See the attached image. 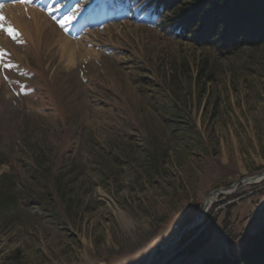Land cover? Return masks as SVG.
<instances>
[{
	"label": "rangeland",
	"instance_id": "1",
	"mask_svg": "<svg viewBox=\"0 0 264 264\" xmlns=\"http://www.w3.org/2000/svg\"><path fill=\"white\" fill-rule=\"evenodd\" d=\"M97 4L0 0V264H145L264 172V49L222 56ZM211 200L210 243L151 264L236 257L264 226V182Z\"/></svg>",
	"mask_w": 264,
	"mask_h": 264
},
{
	"label": "trees",
	"instance_id": "2",
	"mask_svg": "<svg viewBox=\"0 0 264 264\" xmlns=\"http://www.w3.org/2000/svg\"><path fill=\"white\" fill-rule=\"evenodd\" d=\"M131 11L141 22L159 25L176 39L210 47L222 56L245 47L264 49V0H99L96 6L97 13L113 17L129 16ZM0 201L3 206L9 203L8 198ZM215 226L212 220L186 233L182 253L197 255L210 243ZM243 239L245 245L236 257L224 254L199 264H264V226Z\"/></svg>",
	"mask_w": 264,
	"mask_h": 264
},
{
	"label": "water",
	"instance_id": "3",
	"mask_svg": "<svg viewBox=\"0 0 264 264\" xmlns=\"http://www.w3.org/2000/svg\"><path fill=\"white\" fill-rule=\"evenodd\" d=\"M258 179H261L260 182H257ZM264 182V172L261 173L258 176L252 177V178H245L243 180H239L237 181L234 185H232L229 188H224V189H219V190H215L214 192H212L204 201V203L202 204V206H199L198 208L201 207V211L199 213V215L197 216L196 219H194L193 221L189 222L188 224H186L183 229L178 233V235L175 237V239L168 245L165 247H160V248H156L153 249L145 264H151L154 257L161 253V252H169L174 250V248L177 246V244L181 241V239L183 238V236L190 230H192L194 227L198 226L199 224H201L206 216V213H208V209H207V200L213 196L214 194H218L222 197H229L231 195H233L234 193H236L238 190L242 189L244 186L246 185H250L251 183L254 184H260ZM227 191H231L230 194H226L225 192ZM228 250V247H227Z\"/></svg>",
	"mask_w": 264,
	"mask_h": 264
},
{
	"label": "snow or ice",
	"instance_id": "4",
	"mask_svg": "<svg viewBox=\"0 0 264 264\" xmlns=\"http://www.w3.org/2000/svg\"><path fill=\"white\" fill-rule=\"evenodd\" d=\"M21 2H23V3H28L29 0H21ZM68 19H70V17H69ZM60 25H61V27H63V26H64V21H61V22H60ZM7 32H8V34H9L10 36L13 37V39L16 38L17 33L15 32L14 29H12V28H8V29H7ZM6 67H9V68H10V67H12V65H7Z\"/></svg>",
	"mask_w": 264,
	"mask_h": 264
},
{
	"label": "bare ground",
	"instance_id": "5",
	"mask_svg": "<svg viewBox=\"0 0 264 264\" xmlns=\"http://www.w3.org/2000/svg\"><path fill=\"white\" fill-rule=\"evenodd\" d=\"M261 181V179H258L257 180V182H260ZM253 183H251L250 185H252ZM246 186H248V185H246ZM226 194H230L231 193V191H227V192H225ZM214 195H216V194H214ZM213 195V196H214ZM218 195V194H217ZM213 196H211L208 200H207V211H209V208H210V204H212V203H214L215 201H209ZM219 197H222V196H220V195H218ZM207 214V213H206Z\"/></svg>",
	"mask_w": 264,
	"mask_h": 264
}]
</instances>
